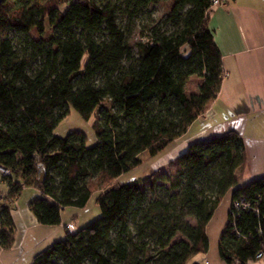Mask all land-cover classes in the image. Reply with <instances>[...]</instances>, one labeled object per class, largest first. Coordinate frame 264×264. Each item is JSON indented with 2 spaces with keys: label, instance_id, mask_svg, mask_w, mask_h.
<instances>
[{
  "label": "trees",
  "instance_id": "16d2710c",
  "mask_svg": "<svg viewBox=\"0 0 264 264\" xmlns=\"http://www.w3.org/2000/svg\"><path fill=\"white\" fill-rule=\"evenodd\" d=\"M157 1H1L0 166L10 172L5 190L0 184L2 249L15 244L12 212L24 188L41 193L29 203L36 220L59 226L66 208L87 205L96 182L107 184L97 196L101 216L67 230L30 264H186L209 251L208 224L230 190L220 257L247 264L264 249V175L240 181L247 152L236 131L191 142L166 170L110 185L139 167L143 153L182 138L222 87L211 0H175L164 21L173 29L156 24L134 51L131 25ZM50 29L49 39L31 35ZM193 76L202 84L189 95ZM71 108L94 118L95 145L79 130L56 135Z\"/></svg>",
  "mask_w": 264,
  "mask_h": 264
},
{
  "label": "crops",
  "instance_id": "0c3cea01",
  "mask_svg": "<svg viewBox=\"0 0 264 264\" xmlns=\"http://www.w3.org/2000/svg\"><path fill=\"white\" fill-rule=\"evenodd\" d=\"M208 24L222 54V87L204 114L176 141L180 144L171 153L178 156L195 140L236 131L243 136L247 152L246 168L239 172L240 181L263 176L264 0H232L216 8ZM29 203L15 205L13 209L16 241L8 250L0 246V264H30L39 252L65 237L67 230L63 229L70 222L64 228L63 220L59 226L42 225ZM215 254L206 255V259L200 256L196 263L227 264L221 257L216 259Z\"/></svg>",
  "mask_w": 264,
  "mask_h": 264
},
{
  "label": "rangeland",
  "instance_id": "374dc122",
  "mask_svg": "<svg viewBox=\"0 0 264 264\" xmlns=\"http://www.w3.org/2000/svg\"><path fill=\"white\" fill-rule=\"evenodd\" d=\"M175 0H158L157 2L150 3L133 21L131 28L132 33L130 35V43L134 48V51L137 52L136 45L140 41H145L146 37V31L148 29H151L156 24H163L164 30H171L173 29L171 24H164V21L167 19L171 7L173 5ZM150 17V18H149ZM119 22L122 25H125L127 21L123 17H119ZM54 34L53 29H50L46 35H39L36 30H33L31 32V35L35 39H49ZM202 84V79L197 76L191 77L189 82L186 85V91L190 94H198L199 88ZM94 118L92 117L90 120H85L81 117L79 112L75 110L74 108H71L69 115L61 121V123L58 125L56 129V135L60 137H65L69 133L73 131H82L84 132L88 137V146H93L97 142V137L93 128ZM198 126L193 127V130L190 132L193 134L196 129H198ZM180 142H173L171 145H169L163 152L155 155L150 156L148 153H143L141 155L142 164L128 172H124L118 176V178L110 183V185H124L133 183L136 180L140 178H144L148 176L149 174L156 172V171H162L166 170L168 168V164L175 159L177 156L174 155L173 152L171 153ZM2 180V174L0 173V184ZM95 192L90 198L89 202L84 208H74V207H68L66 208L62 214V220L64 221V224L61 226L62 228L65 227V224L70 222V224H67L66 227L63 230L73 231L76 228L80 229L83 228L90 223L94 222L101 216V210L97 203V196L99 193H101L103 190L106 189L107 184H104L102 186H98V182L95 184ZM97 185V187H96ZM2 189L5 190L4 185L2 184ZM233 191L230 190L227 192L223 198L221 199L219 205L217 206L214 216L212 217L211 221L208 224L207 227V235L210 241L209 251L207 253L199 252L193 255L188 259L186 264H196V260L198 257L203 256V258L206 259V255L215 254L214 257L216 259L220 258L219 254V246H220V240L222 233L229 221V213L231 209L232 199H233ZM41 195L40 191H38L35 188L32 187H26L22 191V194L20 195L19 199L16 202V207L18 204H24L27 202H31L32 200L36 199ZM191 223H194V220H190ZM72 226L73 228H71ZM179 238H182L179 236ZM45 250V249H44ZM208 258V257H207ZM211 261V259H210ZM216 260L214 259V262Z\"/></svg>",
  "mask_w": 264,
  "mask_h": 264
},
{
  "label": "built area",
  "instance_id": "2783aa9c",
  "mask_svg": "<svg viewBox=\"0 0 264 264\" xmlns=\"http://www.w3.org/2000/svg\"><path fill=\"white\" fill-rule=\"evenodd\" d=\"M231 1L232 0H211V7L209 9V13L211 14L216 8L221 7V6H225V5L229 4ZM0 173L2 174V176H7V175H9L10 172L7 168L0 166ZM235 207L236 208H240V207L246 208L248 206L245 205L242 201H237L235 203ZM70 227L73 228L72 226H70ZM235 264H240V263L237 262ZM247 264H264V249H262L259 253H257L255 259L249 261Z\"/></svg>",
  "mask_w": 264,
  "mask_h": 264
},
{
  "label": "water",
  "instance_id": "95a60500",
  "mask_svg": "<svg viewBox=\"0 0 264 264\" xmlns=\"http://www.w3.org/2000/svg\"><path fill=\"white\" fill-rule=\"evenodd\" d=\"M2 0H0V3H1ZM45 177V172L43 171L42 174H41V181L44 179Z\"/></svg>",
  "mask_w": 264,
  "mask_h": 264
}]
</instances>
